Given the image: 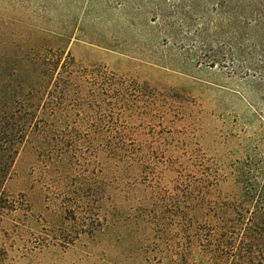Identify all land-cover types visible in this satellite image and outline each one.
I'll return each instance as SVG.
<instances>
[{"label":"trees","instance_id":"16d2710c","mask_svg":"<svg viewBox=\"0 0 264 264\" xmlns=\"http://www.w3.org/2000/svg\"><path fill=\"white\" fill-rule=\"evenodd\" d=\"M168 1L53 0L66 11L61 20L39 5V23L21 24L28 37L0 40V264L112 231L131 236V258L141 253L144 264H264V0L213 5L236 6L244 35L262 27V41L243 37L238 47L228 39L227 54L223 41L196 62L241 81L236 94L254 113L246 139H208L189 115L185 89L70 52L73 41L128 46L110 10L135 12L121 14L131 28L138 20L170 28L172 15L193 2L171 1L165 13ZM170 65L162 67L177 69ZM25 151L35 159L29 186L11 192Z\"/></svg>","mask_w":264,"mask_h":264},{"label":"rangeland","instance_id":"374dc122","mask_svg":"<svg viewBox=\"0 0 264 264\" xmlns=\"http://www.w3.org/2000/svg\"><path fill=\"white\" fill-rule=\"evenodd\" d=\"M20 1L23 0H0V22L3 23L0 25V40L25 34V28L21 24L39 23L34 12L36 7L39 9V5H48L54 13L52 18L57 21L62 18L61 12L66 13L61 3H54L53 0H27L22 5ZM98 1L100 4L104 3L103 0ZM171 1L174 0L165 2V5L162 3L165 13H168L169 10L165 8H168ZM218 1L221 0H193L185 6L181 5L178 14L170 18V28L159 25L156 29L143 28L141 26H144L145 22L142 20L137 21L138 27L131 28L121 20V14L132 18L130 15L134 17L135 12L128 10L117 13L110 10L109 15L117 19L113 27L122 39L127 40L128 46L122 48L123 52L110 51L78 41H73L69 49L76 58H82L86 62L104 64L120 73L137 76L142 80L153 79L157 85L185 89L186 92L182 94L193 105L189 115L195 117L193 122L201 131L212 135L207 137L208 139L220 142L226 135H240L241 139H246L248 137L242 134L243 129L247 133L253 132L250 129L253 127L254 113L236 94L237 86H242L241 81L231 79L219 70V67L208 69L204 64L199 66L196 62H204L205 55L217 52L209 49H213L216 43L220 46L223 41L226 45L225 48L222 47L221 53L227 54L228 39L229 43L238 47L243 37L249 38L253 43L261 42L263 31L260 27L253 29L252 33L247 32L245 36L240 20L236 22L235 15L239 13L236 6L213 9V5ZM188 5L191 10L187 9ZM65 6L68 7V3H65ZM95 26L101 31L102 25ZM104 30L110 32L111 29ZM24 37H28V34ZM199 43H202L201 46ZM207 50L210 52L206 53ZM235 52L240 54L241 50ZM152 54H156V57L151 56ZM168 60L177 69L162 67ZM213 145L222 151L228 148L223 144ZM228 149L235 150L236 144H230ZM34 165L33 155L26 151L20 154L8 190L19 192L29 186V175ZM130 237L127 232L118 231L108 232L95 242L81 237L66 249L51 247L46 251L33 253L25 259L15 258V261L18 264H144L141 253L131 258L128 249V244H132ZM116 239H120V242Z\"/></svg>","mask_w":264,"mask_h":264}]
</instances>
